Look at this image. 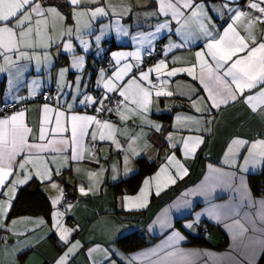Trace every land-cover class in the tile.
Returning <instances> with one entry per match:
<instances>
[{"label": "crops", "instance_id": "crops-1", "mask_svg": "<svg viewBox=\"0 0 264 264\" xmlns=\"http://www.w3.org/2000/svg\"><path fill=\"white\" fill-rule=\"evenodd\" d=\"M206 2L212 9L208 14L215 25L213 31L223 34V28L232 22L229 17L233 13L223 8L228 0ZM43 3L58 6L67 19L57 21L56 30L49 33L52 36L50 47L26 49L40 55L41 63L38 65L35 58L23 59L11 67L0 58V67L5 68V71L0 72V104L23 103L19 109L0 118L23 111L24 121L32 129L30 143L70 139L71 116H94L92 111L99 104L79 103L85 96L97 101L105 95H116L118 99H123L118 93H106L103 85L97 84L102 69L104 79H107L118 67L125 63L132 64V72L119 82L123 84L133 74L139 78L140 72H135L139 68L148 72L161 60L167 67L162 69L163 74L159 78L155 71L149 73L151 85L147 81L142 82L152 90L153 101L149 111L142 117L125 111L124 105L121 106L120 114H104L101 121H109L119 129L114 134L115 142L107 138L100 140L99 135L93 140L91 133L97 126L90 124L88 135L83 138L80 148L81 159H71L69 146H66L63 153H40L51 169V179L37 176L36 168L28 165L32 178L24 184H18L14 194L8 187L0 188V201H10L12 206L20 188L38 184L50 204L48 217L44 214L22 215L7 220L11 207L6 216L0 217V223L5 225L0 228V232L5 234L0 242V264H57L60 257L77 242V247L68 255L65 264H264V246L261 245V241H264V209L258 203L264 199V194L255 195L250 180L262 169L260 159L257 158L255 167L250 164L247 172L242 173L239 169L244 164L243 156L247 155L251 143L264 140V105L253 111L245 103V97L254 95L259 89L245 90L236 100L214 108L198 80H193L183 72L167 76L171 68L191 66L195 53L205 48L207 41L192 24L186 31L196 38L184 44L185 37L176 33L179 23L172 19L170 12L168 15L159 12V0H85L77 11H87L90 16L95 7H104L108 14L94 19L84 17L80 23V33L74 30L71 36L61 32L62 25L73 29L76 27L74 10L67 0H43ZM248 3L249 0H236L231 7H239L242 11L258 15L247 7ZM165 21L169 22V28L157 32V25ZM85 23L89 27H85ZM236 27L241 35H247L246 22H238ZM149 33L155 34L151 44L141 42L140 35ZM253 34L257 40L264 38V24H257ZM97 36L101 37L99 42ZM134 36L136 40H133ZM81 38L88 42L87 49L81 44ZM169 40L184 46L168 51ZM69 42L72 45L71 51L64 48ZM159 42L164 44L163 59L143 67L144 53ZM45 51L48 53L47 61L43 59ZM137 51L140 53L139 61L128 56L117 65L112 56L113 53ZM74 56L84 58L83 67H72ZM101 62L109 63L111 69L98 68ZM63 69L67 71L61 83L59 73ZM196 72L199 73L198 67ZM161 81L167 83L162 85ZM153 85L163 91H171L173 95L157 97V88H153ZM47 89L55 90L57 99L52 103L38 101ZM33 91L35 95L31 94ZM194 103L196 107H193ZM44 104H48L53 111L48 113L51 123L44 125L49 130L45 132L46 141H40L38 136L44 119ZM69 105L72 107L69 108ZM56 112L64 113L61 123L67 122L69 128L62 135L50 132L55 127ZM121 115H131V118L121 119ZM177 117L182 119L177 121ZM184 117L192 119L185 120ZM152 124L160 125L161 130L157 131ZM103 131L107 136L108 130ZM169 134H172V141L167 139ZM130 137L137 139L130 141ZM196 137L202 138L203 143L196 147L193 155L185 156L182 140L189 138L191 141ZM233 139L249 142L239 150L242 155L237 156L235 168L224 164L225 154ZM90 143L99 145L95 153L91 151ZM173 143L176 144L175 148L171 147ZM173 154L175 160L169 163L167 158ZM139 161L154 163L156 168L142 178L134 193H130L124 185L115 187L140 170ZM176 161L187 169V174L182 173ZM164 165H168V172L161 173L158 180H151L147 206L134 207L135 201L125 206L124 198L137 197L144 186L143 181L156 176ZM209 165L221 168L224 172L235 173V177L230 181L227 177L212 173ZM43 170L40 168L41 172ZM178 171L181 175L176 182L166 183L168 175L176 176ZM15 173L6 178V185L17 178H24L23 170L16 168ZM239 177L244 178V189L239 187ZM158 182L161 185L159 190L156 188ZM53 183L58 188H53ZM81 187L85 193H81ZM65 190H69L75 199L67 209H63L60 204V193ZM5 192L8 195H4ZM58 197L59 202L53 205L52 200ZM53 212L62 213L56 219L63 227L71 230L68 243L59 238V232L54 227ZM210 212L221 213L222 218L218 220ZM40 219L44 223H39ZM13 221L16 223L13 224ZM236 221H239V225ZM200 222L208 224L209 231L201 240H197L194 225ZM187 224H193V227L188 229L185 227ZM241 225L246 229L242 235ZM174 232H179L185 239L177 244L171 239ZM131 233L139 234L144 244L131 250L117 244L119 238ZM178 250L196 255H170Z\"/></svg>", "mask_w": 264, "mask_h": 264}, {"label": "snow or ice", "instance_id": "snow-or-ice-1", "mask_svg": "<svg viewBox=\"0 0 264 264\" xmlns=\"http://www.w3.org/2000/svg\"><path fill=\"white\" fill-rule=\"evenodd\" d=\"M68 5L74 10V17L76 19V27L61 26V32L64 35L71 36L73 31L77 34L80 33V23L84 17L94 19L97 16L107 15V11L104 7H95L91 10L90 16L87 11H77L81 8V5L85 3V0H67ZM236 0H228L223 4L224 9H228L233 13L229 17L232 21L227 24V27L223 28V34L219 31L214 32L215 25L212 24V17L209 16L211 7L205 2L200 0H159V12L164 15L171 13L173 20L179 23V27L176 28V33L185 37L184 44L188 43L190 39H195L191 32H187L186 29L190 25L194 24L197 32L200 36L206 38V46L200 51L195 53V60L189 67L171 68L167 71L166 75L171 77L177 73H187L193 80H198L199 84L203 86L207 92V99L211 101V107L218 108L222 104H227L230 100H236L238 95H243L245 90L259 89L254 95H248L245 97V103L252 107L253 111H256L258 106L264 105V38L257 40L254 36V28L257 24H264V0H249L247 7L254 10L258 15H254L253 12L242 11L239 7L232 8L231 4ZM190 13V15H189ZM221 15L223 13L221 12ZM67 19L62 15L60 9L56 5H45L43 0H0V58L4 60L6 64L11 67H15L19 60L27 59L31 60L35 58L37 64L41 63L40 55L35 52L26 51V49H36L41 47L47 49L52 43V36L49 33L54 32L55 24L57 21ZM183 21V22H181ZM238 22H246L245 31L247 35H241L237 30ZM85 27H89V24L85 23ZM169 28V22L165 21L157 25L156 31L160 32L163 29ZM125 34H127L125 32ZM155 34L149 33L147 35H140V41H147L151 44V39ZM101 39L100 36L96 37L97 42ZM137 37H133L136 40ZM81 44L85 49L88 48V42L81 38ZM184 44H177L171 40L167 45V50L171 51L174 48H181ZM64 48L68 51L72 50L71 43L64 45ZM113 59L116 64L119 65L122 59L128 56H133L137 61L140 59L139 51L132 53H113ZM13 57L16 59L14 60ZM211 62L209 61V59ZM44 61L48 60L47 51L43 54ZM84 58L82 56H74L72 67H83ZM139 67V65H136ZM167 65L163 60L155 65L154 68H150L148 72L140 70L139 78L133 74L132 78L126 83H119L123 78L132 72L133 65L125 63L122 67H118L115 72L112 73L107 79H104V70H101V79L97 81V84H102L106 93H118L119 97L123 99L115 100V109L108 108L105 101H111V98L105 95L100 100H95L93 97L85 96L83 100H80L81 104H97L100 107L96 108L97 112L108 111L112 112L116 110L120 114L121 106H125V111L131 115L143 116L144 113L149 111V106L153 103L152 90L145 87L142 83L147 81L148 84H152L149 79V73L155 71L159 75L163 74L162 69ZM199 68L197 74L196 69ZM5 71V68L0 67V72ZM67 69L60 71V81L64 80V76ZM35 83V82H34ZM167 81H161V84H166ZM77 84H79V77H77ZM153 88H157L153 85ZM35 95V91L31 93ZM157 97L161 95L171 96V91H163L158 89L155 91ZM256 101V103H253ZM69 108L72 105L68 106ZM196 107V104H193ZM53 111L48 104H44L43 112L44 119L41 122L40 132L38 140L46 141L45 132L49 131L44 127L45 124H50L51 119L48 113ZM197 111H200L197 108ZM25 113L19 111L14 115L0 118V188L8 187L11 193H15L16 186L18 184H24L32 178V172L27 168L28 165H32L36 168V175L42 176L44 179H51V169L47 167V161L39 155L46 151L63 153L66 146L71 148V159H81L80 148L82 147L83 138L88 135V129L90 124H95L97 127L91 133L93 140L97 139L99 135L100 140L112 139L115 142V133L119 131L115 125L109 121H101L95 116H71V128L70 139H52L47 140L45 143H30L29 136L32 133V129L27 126L24 121ZM131 115L125 117L121 115V119H130ZM64 116L63 112H56L55 127L50 129L51 133L62 135L67 133L69 128L67 122L61 123V117ZM177 121L182 118L177 117ZM185 120H191V117H184ZM198 123V121H195ZM150 123V122H149ZM157 131L161 130L160 125L152 124ZM103 129L108 130V135H105ZM130 141H134L137 137H130ZM169 141H172V134L167 137ZM183 149L184 155L190 156L195 153L196 147L203 143L202 138L196 137L194 140L184 138ZM248 141L243 139H233L229 145L228 152L225 154L224 164L230 167H237L236 158L242 155L239 151L248 145ZM131 148V143L129 144ZM171 147L175 148L176 144H171ZM259 149L257 152L256 150ZM19 157V159H18ZM257 158L260 159L261 166L264 167V140H257L251 143V146L247 148V155L243 156L244 164L239 166L240 172L249 171V165L256 166ZM169 163L175 160V156L170 155L168 158ZM183 174H187V169L182 164L176 161ZM19 168L23 170L25 175L23 179L17 178L13 180L10 185H6V178L15 175V169ZM43 168V172L40 171ZM210 172L216 173L221 177H227L231 181L235 177V173L224 172L221 168H213L209 165ZM168 172V165H164L160 168V171L156 173V176L143 181V187L140 189V193L137 197H125V206L128 202L135 201L134 207L143 208L147 206V197L149 194V185L151 180H158L161 173ZM57 174H59L57 172ZM181 175V172H177L176 176L168 175L167 182L175 183L176 179ZM239 187L244 189V178L239 177ZM53 188H58L55 183L52 184ZM161 187L160 183L156 184L157 190ZM233 187L235 185L233 184ZM81 193H85L83 187L80 188ZM158 194V191H157ZM4 195H8L7 192ZM63 192L61 191L60 197ZM60 197L53 199V205L59 202ZM261 208L264 209V199L258 202ZM11 207L10 201H0V217L6 216L8 209ZM70 207V206H69ZM211 216L216 219H221L222 214L218 212H210ZM54 227L59 232L60 240L68 243V234L71 230L63 227L56 217L63 215L59 212H53ZM199 215V214H198ZM13 224L16 221L12 222ZM39 223H44L43 219L39 220ZM239 225V221L235 222ZM5 227L0 223V228ZM186 228L191 229L193 224L185 225ZM231 228V226H229ZM246 229L240 226V234L242 235ZM177 244L185 239L179 232H174L171 237ZM78 245V242H77ZM77 245H72L57 261V264H65L68 255L73 251ZM261 245L264 246V241H261ZM93 249L92 251H94ZM170 255L180 256H192L196 253L184 252L178 250L176 253Z\"/></svg>", "mask_w": 264, "mask_h": 264}, {"label": "trees", "instance_id": "trees-1", "mask_svg": "<svg viewBox=\"0 0 264 264\" xmlns=\"http://www.w3.org/2000/svg\"><path fill=\"white\" fill-rule=\"evenodd\" d=\"M140 170L133 176L123 180L119 186H126L130 193H134L142 180V178L150 174L156 168L154 163H146L144 161H139ZM251 189L255 195L264 194V167L261 171L251 177ZM50 212V204L46 196L42 193L38 184L26 185L19 189L13 204L9 210L7 220L14 218L16 216L22 215H37L44 214L48 217ZM197 240L202 238L196 237ZM119 246L124 247L126 250L136 249L144 244V241L137 233H131L129 235L123 236L117 240Z\"/></svg>", "mask_w": 264, "mask_h": 264}, {"label": "built area", "instance_id": "built-area-1", "mask_svg": "<svg viewBox=\"0 0 264 264\" xmlns=\"http://www.w3.org/2000/svg\"><path fill=\"white\" fill-rule=\"evenodd\" d=\"M163 46L164 44L159 42L151 50L146 51L142 58V66L143 67L150 66L152 63L163 59ZM98 68H104L105 70L109 71L111 69V66L107 62H101L98 64ZM140 70L141 68L137 69L135 72L136 73L140 72ZM108 97L111 98V101L106 100L105 101L106 106L108 108L115 109V100L118 99V97L116 95H111ZM56 99H57V95H56L55 90L47 89L41 94V96L37 100L41 102L52 103ZM22 105L23 103L22 104L21 103L20 104H14V103L0 104V116L6 115L9 112H13L19 109ZM98 107H100L99 104L96 108ZM85 109L87 110L88 108L85 107ZM92 113L97 119L102 120V117L104 116L105 113L116 114L117 111L113 110L112 112H108V111L97 112L94 108ZM89 147L91 151L95 153L98 150L99 145L97 143H90ZM80 184H83V183H80ZM74 201L75 199L72 193L69 190H65L63 192L62 200L60 204L63 209H67ZM208 231H209V226L206 223L200 222L194 225L195 236L198 238H203L208 233ZM4 236L5 234L3 232H0V242L3 240Z\"/></svg>", "mask_w": 264, "mask_h": 264}]
</instances>
